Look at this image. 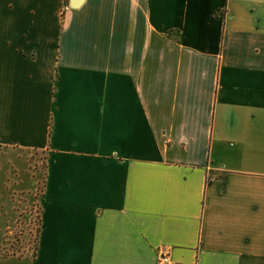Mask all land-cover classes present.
Here are the masks:
<instances>
[{"label": "crops", "instance_id": "0c3cea01", "mask_svg": "<svg viewBox=\"0 0 264 264\" xmlns=\"http://www.w3.org/2000/svg\"><path fill=\"white\" fill-rule=\"evenodd\" d=\"M6 148L30 264H264V0H0Z\"/></svg>", "mask_w": 264, "mask_h": 264}, {"label": "rangeland", "instance_id": "374dc122", "mask_svg": "<svg viewBox=\"0 0 264 264\" xmlns=\"http://www.w3.org/2000/svg\"><path fill=\"white\" fill-rule=\"evenodd\" d=\"M9 149H0V264H30L37 246L45 157L43 151Z\"/></svg>", "mask_w": 264, "mask_h": 264}, {"label": "built area", "instance_id": "2783aa9c", "mask_svg": "<svg viewBox=\"0 0 264 264\" xmlns=\"http://www.w3.org/2000/svg\"><path fill=\"white\" fill-rule=\"evenodd\" d=\"M156 264H181L179 261L170 258L169 254L164 251H158Z\"/></svg>", "mask_w": 264, "mask_h": 264}, {"label": "water", "instance_id": "95a60500", "mask_svg": "<svg viewBox=\"0 0 264 264\" xmlns=\"http://www.w3.org/2000/svg\"><path fill=\"white\" fill-rule=\"evenodd\" d=\"M83 0H68L69 7H77Z\"/></svg>", "mask_w": 264, "mask_h": 264}]
</instances>
